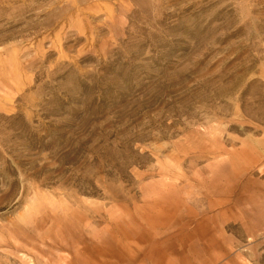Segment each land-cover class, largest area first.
<instances>
[{
    "label": "rangeland",
    "instance_id": "374dc122",
    "mask_svg": "<svg viewBox=\"0 0 264 264\" xmlns=\"http://www.w3.org/2000/svg\"><path fill=\"white\" fill-rule=\"evenodd\" d=\"M0 264H264V0H0Z\"/></svg>",
    "mask_w": 264,
    "mask_h": 264
}]
</instances>
